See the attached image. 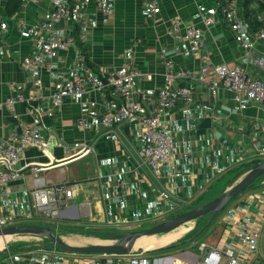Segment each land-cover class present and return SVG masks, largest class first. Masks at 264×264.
<instances>
[{"label":"crops","instance_id":"crops-1","mask_svg":"<svg viewBox=\"0 0 264 264\" xmlns=\"http://www.w3.org/2000/svg\"><path fill=\"white\" fill-rule=\"evenodd\" d=\"M7 1L0 0V10L8 23L6 30H0V144L10 139L12 131L33 125L35 110L40 113L43 124L42 136L49 143L47 151L37 147L24 149L18 165L21 176L0 187V215L20 216L21 220L14 224L44 220L45 223L53 221L57 226L91 231L151 219H162V222L186 211L179 208L192 206L215 180L234 173L224 190L238 170L264 161L263 105L255 101L236 103L232 91L224 86L214 97L207 83L199 78L204 62L191 52L187 43L175 40L170 34L172 20L176 18L185 26H199L204 30L209 64L243 63L252 75L263 76L248 61L241 45L244 39L253 40L255 55L264 58V39L258 40L256 36L264 28V10L258 2H251L249 7L256 13L259 25L254 13H244L246 0H159L152 18L146 11L153 6L152 0H105L110 9L108 13L95 2L71 1L79 14L62 21L60 27L74 35L85 32L87 38L84 41L79 38L61 51L58 67L53 71L42 70L41 86L37 87L22 61L39 47L35 26L52 10V0H22L18 12L5 16ZM229 2L236 5L239 16L244 19L243 37L235 30V19L227 9ZM208 17L214 22L206 26L204 20ZM82 18L86 20L85 26L80 24ZM23 32L31 37H25ZM164 48L165 57L161 53ZM166 57L173 61V70L178 75L176 85H190L194 102L188 108L179 106L169 110L164 116L167 131L176 138L175 159L163 167L158 181L144 164L145 142L137 121H125L113 129H106L101 123L104 114L121 103L118 90L92 89L82 97L66 98L60 107H54L49 101L56 84L72 77L74 71L82 75L104 74L126 64L141 72L135 86L146 95L148 103L155 102L158 89L166 84ZM186 72L189 75L185 77ZM16 95H24L26 101H16L8 107L6 99ZM38 96L43 97L36 99ZM82 118L89 126L80 125ZM77 142L88 143L92 152L73 155L70 148ZM262 182L263 185L242 193L239 201L228 206L221 221V236L209 242L236 241L233 235L225 234L226 229L245 228L246 215L257 217L263 213L262 206L252 204V197L264 195L258 193L264 188ZM62 184L73 191L71 208L62 217L56 220L35 215L26 220L22 217L35 213L34 190ZM162 191L168 193L171 203L161 196ZM247 205H251L250 210L245 208ZM239 207L242 209L238 212ZM173 211L177 212L167 217ZM179 235H184V230ZM260 242L264 249V226ZM59 252L54 250L50 254L62 264L85 263L87 257L93 256ZM46 254L41 247L29 254H14L8 248L0 255V263L11 264L7 259L11 255L15 264H54L51 258L44 257ZM197 255L187 252L182 257L194 259Z\"/></svg>","mask_w":264,"mask_h":264},{"label":"built area","instance_id":"built-area-1","mask_svg":"<svg viewBox=\"0 0 264 264\" xmlns=\"http://www.w3.org/2000/svg\"><path fill=\"white\" fill-rule=\"evenodd\" d=\"M71 1L74 0H52V10L41 23L35 26L39 47L33 55L25 57L22 61L24 69L29 71L34 79V86H41L42 70H55L58 67L59 53L77 41L73 33H67L60 27L62 21L79 14V9L71 5ZM82 1L85 4L95 2L105 13L110 11L105 5V0ZM152 1L153 6L146 9L150 18L154 16V6L158 4L159 0ZM227 9L235 19L234 27L237 34L243 37L246 34L244 19L239 16L234 3L229 2ZM213 22L212 17L204 20L206 26L212 25ZM80 24L85 26L86 20L80 19ZM7 28V20L0 10V30ZM170 34L175 40L187 43L191 52L204 62L199 78L207 83V87L214 97L219 95L221 87L224 86L232 91L236 103L255 101L264 107V75H252L243 63L235 65L209 64L204 30L199 26H185L180 19L176 18L172 20ZM23 35L31 37L27 32H23ZM256 36L258 40L264 39V28ZM79 38L82 41L86 40V33H81ZM241 45L246 51L248 61L264 73V58L255 55V42L244 39ZM161 53L165 57L166 49H162ZM165 68L166 84L158 89L155 102L148 103L146 95L135 86V80L142 75L141 72L126 64L104 74L82 75L79 71H74L72 77L62 79L56 84L49 101L54 107H60L66 98L82 97L92 89L118 90L122 97L121 103L115 109L106 112L101 123L106 129H113L125 121H137L140 126L141 138L145 142L142 148L144 164L148 167L151 176L158 181L162 177L163 167L175 159L176 138L174 134L167 131L164 116L169 110L179 106L188 108L194 102V93L190 85H176L178 75L173 70V61L169 57H166ZM188 75V72L184 73L185 77ZM42 97L38 96L36 99ZM16 101H26V97L24 95L10 96L6 99V105L12 107ZM80 125L82 127L89 126L85 118L80 120ZM261 130H264V123L261 125ZM42 131L43 124L40 113L35 110L33 125L12 131L10 139L4 144H0V187H5L9 182L21 176L18 165L24 149L37 147L43 151L48 150L49 143L43 138ZM70 149L75 156L92 152V146L88 143L77 142ZM72 193V189L63 184L34 190L32 199L35 213L29 212L22 217H25L26 220V218L32 219L35 215L46 220H56L71 208L69 201ZM160 194L165 198L168 197V193L165 191ZM254 202L264 209V195L252 197V204ZM250 206L247 205L245 208L250 210ZM239 209L242 207L236 211L239 212ZM262 212L257 217L251 214L246 215L244 218L245 228L226 229L225 234L233 235L237 239L236 241L220 240L215 244L204 241L198 244V255L194 259L150 253L149 251H153L150 249L137 253L135 250L129 255L89 254L93 256L87 257L86 262L81 264H247L248 260L259 250L264 226V211ZM18 220H21V217L16 214L0 215V229L14 225ZM7 259L11 264H15L13 256L9 255Z\"/></svg>","mask_w":264,"mask_h":264},{"label":"rangeland","instance_id":"rangeland-1","mask_svg":"<svg viewBox=\"0 0 264 264\" xmlns=\"http://www.w3.org/2000/svg\"><path fill=\"white\" fill-rule=\"evenodd\" d=\"M249 168V167H248ZM242 170V169H240ZM238 170V172L240 171ZM247 171H243L240 173L239 176L235 177V181L233 182V184L235 182H237V180H239ZM234 176V173H228L227 175L221 177L218 180H215L213 182V184L210 186L209 191L207 193H205L204 195H202L201 197H199L197 200H195L191 205L192 206H200L203 202L209 200L211 201L212 199L216 198L217 196H219L220 194H222L223 188L225 187L227 181ZM263 178H259L257 180L254 181V186H260L263 185ZM232 184V185H233ZM231 185H229L230 187ZM223 191V192H222ZM258 193H264V188L262 190H260ZM239 198V196L237 198H235L229 205L231 206V204H233L234 201H236ZM167 202H170V198L166 197ZM211 199V200H210ZM208 201V202H209ZM239 201V199L237 200ZM205 204V203H204ZM188 210L190 209V207L188 206H184L179 208L180 211L183 210ZM177 212V211H176ZM175 212V213H176ZM226 212V211H225ZM225 212L216 220L214 221L210 227H208L206 230L203 231V233H201V235H198L196 237V234L200 231L199 228L201 227L202 224L206 223L207 221H210V218L208 215H204L202 216L199 221H193V222H189L187 224H184L180 227H178L177 229L169 232V233H162V234H157L154 236H149L151 238H153V246L151 247V249H153V251H149V249H144L146 251H149L150 253H155V254H159L157 253L158 250H154L157 248H161V247H166L168 245H172V244H178L177 246H175L174 248H171L169 250H167L165 253L166 256L169 257H182L185 253L189 252V253H193L195 255L198 254V250H197V245L204 242V241H208L209 239H217L222 226H221V221L223 219V216L225 214ZM168 213V212H167ZM174 211L170 214L167 215V217H170L171 215L175 214ZM166 217V218H167ZM160 220L162 219H151V220H147V221H143L140 223H135L133 225H121V226H109V227H101L100 229L102 231H106V232H110V233H125L128 231H137V230H142V229H147L150 228L152 226H154L155 224L159 223ZM27 224H43L45 225V221L44 220H31L29 222H27ZM50 224L55 228L54 232L55 234H57L59 237H61L63 240H65L66 242L70 243V244H75V243H85L87 244H95V243H106V242H111L110 238H106L105 236H99L98 234H94V233H87L88 231H84L81 229H78V227H72V226H57V224L53 221H50ZM184 230V235H179L181 234V232ZM199 230V231H197ZM175 238H178L175 240ZM16 240H24V241H28V242H44V238L38 237V236H12L10 238V240L6 241L5 243H1V245H4L3 248L0 249V251L6 250V248H8L9 244L12 243L13 241ZM261 243V242H260ZM41 248H43V251L45 253H48L46 255H44V257L46 256V258H51L54 262V264H62V261H60V259L56 258L53 254H50L52 251H56L57 253H60V249L58 248V246L54 245V244H50L49 246H40ZM144 250H136V253L139 251H144ZM135 253V254H136ZM2 255V254H1ZM160 256V255H157ZM264 262V249L262 248V243L259 246V250L257 253H255V255H253L249 260L247 264H263Z\"/></svg>","mask_w":264,"mask_h":264},{"label":"water","instance_id":"water-1","mask_svg":"<svg viewBox=\"0 0 264 264\" xmlns=\"http://www.w3.org/2000/svg\"><path fill=\"white\" fill-rule=\"evenodd\" d=\"M264 175V161H260L251 165L247 172L228 187L222 194L212 199L211 201L202 204L200 206H190V209L179 213L178 215L155 224L154 226L137 230L128 231L125 233H110L109 238L111 242L95 243L88 245H73L57 234H55L53 228L47 225L41 224H14L0 229V236H38L41 238H47L50 243L60 247L61 249L69 252L83 253V254H98L108 253L117 255H129L135 250L133 249L136 239L142 236H152L162 233H169L176 228L198 220L204 215L211 214L209 222H212L239 194L243 193L255 180ZM202 228L196 237L202 233Z\"/></svg>","mask_w":264,"mask_h":264},{"label":"trees","instance_id":"trees-1","mask_svg":"<svg viewBox=\"0 0 264 264\" xmlns=\"http://www.w3.org/2000/svg\"><path fill=\"white\" fill-rule=\"evenodd\" d=\"M251 2H258L259 4H261L262 10H264V3L263 2L261 3V0H246V2L244 4V13L245 14L254 13V16H255L254 17V20L259 25L260 22L257 21V18L258 17L256 15V13L254 11H252L250 9V7H249V5H250ZM21 3H22V0H8L7 3H6L5 12H4L5 16L6 15L11 16V15L15 14L16 12H18L20 10ZM75 35H76L75 37H76L77 41H79V35L77 33H75ZM257 162H255V163H257ZM252 164H254V163H252ZM251 165H248V166L250 167ZM247 170H248V167H245V168L243 167L242 170H240V172L237 174V176H239L241 172L247 171ZM237 176H235V177H237ZM263 177H264V175L261 176V177H259V178H263ZM234 181H235V178H233L230 181V184L229 185H232ZM253 184H254V182L244 192H248L250 190H254V189H257L258 188V186H254ZM241 194H239L238 196H240ZM238 196H236L235 198H237ZM234 199H232L229 202V204ZM207 202H205V203H207ZM202 204H204V203H202ZM229 204L223 209V211L212 222L207 221L206 223L202 224L201 227L199 228V230H201L202 228H204V230H206L208 227H210L211 224L214 221H216L226 211V209L228 208ZM207 215L209 217H211V214H207ZM199 219H198V221H199ZM21 224H26V223H21ZM41 225H43V224H41ZM45 225L51 226L53 228V230L55 229L50 223H45ZM199 230H197V231H199ZM87 233H94L96 235L98 234L99 236H105L106 238H109V235H110V233H108L106 231H101V230H91V231H88ZM199 235H201V233ZM43 241H45V243L44 242H40V243L39 242H28V241H24V240H22V241L21 240L20 241L19 240H16V241L14 240L12 243H10L8 245L9 246V251L12 252V253H14V254H29V253H32V252H36L37 249L40 248V246H42V245H44V246H47L48 245L49 246L51 244L50 241L47 238H44ZM177 245L178 244H172V245H168L166 247H161V248H159V250L158 249H155V250H158L157 253H159V254H165V253H167L166 252L167 250H169L171 248H174ZM58 248L60 249V251L69 252V251H65V250L61 249L60 247H58ZM4 252H6V250H3V252H0V255L3 254ZM80 254H83V253H80ZM85 255H89V254H85Z\"/></svg>","mask_w":264,"mask_h":264},{"label":"bare ground","instance_id":"bare-ground-1","mask_svg":"<svg viewBox=\"0 0 264 264\" xmlns=\"http://www.w3.org/2000/svg\"><path fill=\"white\" fill-rule=\"evenodd\" d=\"M177 229V228H176ZM154 236V235H152ZM11 236H0V242H6L8 240H10ZM153 238L149 237V236H142L139 237L138 239H136V241L134 242L133 245V249L134 250H144V249H151V247L153 246Z\"/></svg>","mask_w":264,"mask_h":264},{"label":"flooded vegetation","instance_id":"flooded-vegetation-1","mask_svg":"<svg viewBox=\"0 0 264 264\" xmlns=\"http://www.w3.org/2000/svg\"><path fill=\"white\" fill-rule=\"evenodd\" d=\"M175 216H176V215H175ZM173 217H174V216H173ZM171 218H172V217H171ZM168 219H170V218H168ZM168 219H167V220H168Z\"/></svg>","mask_w":264,"mask_h":264}]
</instances>
